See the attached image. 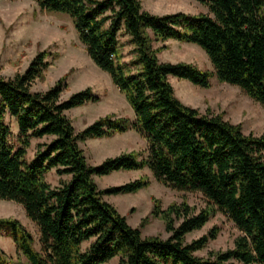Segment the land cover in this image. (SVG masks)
<instances>
[{
    "label": "trees",
    "instance_id": "trees-1",
    "mask_svg": "<svg viewBox=\"0 0 264 264\" xmlns=\"http://www.w3.org/2000/svg\"><path fill=\"white\" fill-rule=\"evenodd\" d=\"M35 1L42 10L69 16L87 55L109 75L134 119L106 114L75 132L67 111L100 97L86 87L62 99L69 73L44 91L33 90L51 64L47 58L57 56L45 49L23 72L0 74V199L22 205L39 232L37 249L19 220L0 217V235L10 237L25 259L15 263L0 248V264H107L114 257L118 264H264V132L244 133L222 113L183 104L169 81L174 76L205 89L215 77L264 106V0H197L208 9L197 14H154L140 0ZM169 39L199 46L213 69L161 61L166 45L154 42ZM6 116L16 123V143ZM130 129L146 140L145 149L87 162L80 142ZM31 139L44 141L27 159ZM144 167L157 181L206 198L198 212L185 199L162 208L152 198L151 215L162 220L166 238L142 236L104 198L148 187L147 176L103 189L94 180ZM51 172L56 184L47 179ZM216 212L240 234L233 247L198 256L218 227L190 241L186 235Z\"/></svg>",
    "mask_w": 264,
    "mask_h": 264
},
{
    "label": "rangeland",
    "instance_id": "rangeland-1",
    "mask_svg": "<svg viewBox=\"0 0 264 264\" xmlns=\"http://www.w3.org/2000/svg\"><path fill=\"white\" fill-rule=\"evenodd\" d=\"M140 1L144 9L154 14L178 11L190 14L208 13L207 7L197 0ZM121 41L125 42L126 37L122 36ZM162 45H166V49L158 53L161 61H184L201 69H213L205 52L196 44L181 43L173 39L154 42L155 47ZM128 48L123 47L124 53ZM44 49L56 53L57 56L52 58L51 55L47 58L51 64L45 71L44 78L35 81L33 90L44 91L62 75L69 73L66 79L67 88L61 93L62 99L86 87H90L92 92L100 97L97 102H88L67 111L75 132L81 131L86 125L106 114L134 119L130 106L113 85L109 75L99 69L87 55L67 14L42 10L35 0H0V74L11 77L16 72H23L36 53ZM169 81L175 95L183 104L196 107L202 113L208 109L213 113H222L224 119L240 123L244 133L264 132V106L248 97L239 87L218 82L215 77L211 78L210 87L205 89L174 76H170ZM5 121L11 127V141L16 143V123L9 116H6ZM40 141L44 139H31L27 148V159L32 158L35 145ZM146 145V140L131 129L111 137L86 139L80 142L89 164H99L106 157L115 156L120 152L142 150ZM139 176L149 178L148 187L135 193L109 195L104 198L126 217L130 225L138 227L142 236L159 235L163 238L169 236L164 230L162 220L151 215L152 198L159 199L162 208L172 201L182 199L193 206L195 212L206 206V198L202 193L177 190L165 185L157 181L146 167L136 171H114L107 175L94 176V180L98 188L103 189ZM47 179L52 184L57 183V177L53 172L48 174ZM0 217L19 220L32 233L34 246L39 248L38 228L26 216L22 205L0 199ZM213 226L219 229L216 238L208 241L203 249L196 251V255L206 257L210 250L231 248L234 239L240 234L231 220L223 213L216 212L201 229L188 233L186 241L205 234ZM88 243L85 242L83 247ZM0 248L15 263H24V257L16 253L10 237L0 235ZM233 263L241 264L237 261ZM107 264H118V257L112 258Z\"/></svg>",
    "mask_w": 264,
    "mask_h": 264
}]
</instances>
